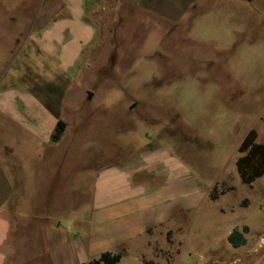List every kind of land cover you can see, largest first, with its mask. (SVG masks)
<instances>
[{
  "label": "rangeland",
  "instance_id": "374dc122",
  "mask_svg": "<svg viewBox=\"0 0 264 264\" xmlns=\"http://www.w3.org/2000/svg\"><path fill=\"white\" fill-rule=\"evenodd\" d=\"M91 1L88 17L99 37L64 99L65 137L46 152L41 185L34 179L11 202L13 264L99 258L60 260L51 253L58 222L87 209L88 198L72 190L112 155L117 161L163 148L188 162L203 200L169 234L172 253L162 251L168 264H264V177L246 185L236 169L253 129L264 143V0H203L179 23L151 14L138 0ZM64 13L62 0H0V86L15 79L31 36ZM29 143L0 114V147L20 155L0 156L9 174L14 160L37 158ZM214 188L220 195L211 201ZM244 227L247 243L233 249L228 236ZM140 253L150 260L142 251L118 264H143Z\"/></svg>",
  "mask_w": 264,
  "mask_h": 264
},
{
  "label": "crops",
  "instance_id": "0c3cea01",
  "mask_svg": "<svg viewBox=\"0 0 264 264\" xmlns=\"http://www.w3.org/2000/svg\"><path fill=\"white\" fill-rule=\"evenodd\" d=\"M62 2L65 16L31 36L19 54L22 65L15 79L8 86H0V114L13 121L31 141L28 148L37 151V158L31 162L14 160L11 174L0 158V264H13L16 255L11 202L20 198L21 191H28L34 179L41 185L49 162L46 152L61 147V142L53 144V134L62 120L64 99L75 84L84 56L98 42V27L88 17L92 1ZM138 2L151 14L176 23L193 8L203 7V0ZM5 148L0 147V156H20L15 149ZM112 156L85 178L83 187L72 190L78 198H88L87 209L72 211L71 218L58 222V238L51 253L66 260L79 254L96 258L107 252H122L124 261L131 253L145 251L148 262L168 264L169 255L164 257L162 251L172 253L169 234L180 230V220L190 219L203 201L195 194L194 170L169 148L146 150L117 161ZM138 256L144 264L145 254Z\"/></svg>",
  "mask_w": 264,
  "mask_h": 264
},
{
  "label": "trees",
  "instance_id": "16d2710c",
  "mask_svg": "<svg viewBox=\"0 0 264 264\" xmlns=\"http://www.w3.org/2000/svg\"><path fill=\"white\" fill-rule=\"evenodd\" d=\"M67 125L64 121L60 120L57 124L56 131L53 134V142H60L63 137ZM257 135L255 129H253L249 135L245 137L240 148L236 161V169L240 176V180L243 184L251 185L254 181L262 179L264 177V143L257 142ZM223 192L222 194H224ZM216 188L212 191L210 197L211 201H215L219 198ZM248 228L244 227L242 231L234 230L228 236V242L233 249H239L247 243L246 233ZM123 253L107 252L93 261L87 264H118L122 261ZM144 264H154L152 262H144Z\"/></svg>",
  "mask_w": 264,
  "mask_h": 264
},
{
  "label": "water",
  "instance_id": "95a60500",
  "mask_svg": "<svg viewBox=\"0 0 264 264\" xmlns=\"http://www.w3.org/2000/svg\"><path fill=\"white\" fill-rule=\"evenodd\" d=\"M90 97H92V95H90Z\"/></svg>",
  "mask_w": 264,
  "mask_h": 264
}]
</instances>
